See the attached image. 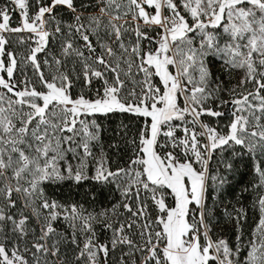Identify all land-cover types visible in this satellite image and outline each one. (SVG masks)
Instances as JSON below:
<instances>
[{
    "label": "snow or ice",
    "instance_id": "snow-or-ice-1",
    "mask_svg": "<svg viewBox=\"0 0 264 264\" xmlns=\"http://www.w3.org/2000/svg\"><path fill=\"white\" fill-rule=\"evenodd\" d=\"M0 264H264V0H0Z\"/></svg>",
    "mask_w": 264,
    "mask_h": 264
},
{
    "label": "trees",
    "instance_id": "trees-1",
    "mask_svg": "<svg viewBox=\"0 0 264 264\" xmlns=\"http://www.w3.org/2000/svg\"><path fill=\"white\" fill-rule=\"evenodd\" d=\"M243 172H244V170L241 169V173L237 174V176L235 177L234 183H238V182H241V181H246V176L243 175Z\"/></svg>",
    "mask_w": 264,
    "mask_h": 264
}]
</instances>
